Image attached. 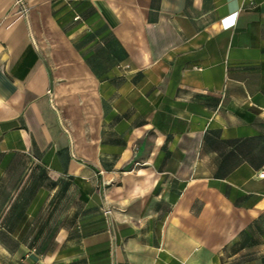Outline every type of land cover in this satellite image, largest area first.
<instances>
[{
    "label": "crops",
    "instance_id": "crops-1",
    "mask_svg": "<svg viewBox=\"0 0 264 264\" xmlns=\"http://www.w3.org/2000/svg\"><path fill=\"white\" fill-rule=\"evenodd\" d=\"M260 173L264 0H0V264H264Z\"/></svg>",
    "mask_w": 264,
    "mask_h": 264
},
{
    "label": "built area",
    "instance_id": "built-area-1",
    "mask_svg": "<svg viewBox=\"0 0 264 264\" xmlns=\"http://www.w3.org/2000/svg\"><path fill=\"white\" fill-rule=\"evenodd\" d=\"M75 19H79V16H76ZM259 176L264 177V173H260Z\"/></svg>",
    "mask_w": 264,
    "mask_h": 264
}]
</instances>
